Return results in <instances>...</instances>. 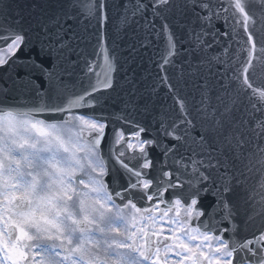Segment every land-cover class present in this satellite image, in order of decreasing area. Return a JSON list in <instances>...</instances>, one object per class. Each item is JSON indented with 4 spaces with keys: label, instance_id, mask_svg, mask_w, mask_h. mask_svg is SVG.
Returning a JSON list of instances; mask_svg holds the SVG:
<instances>
[{
    "label": "snow or ice",
    "instance_id": "obj_1",
    "mask_svg": "<svg viewBox=\"0 0 264 264\" xmlns=\"http://www.w3.org/2000/svg\"><path fill=\"white\" fill-rule=\"evenodd\" d=\"M0 264H264V0H0Z\"/></svg>",
    "mask_w": 264,
    "mask_h": 264
}]
</instances>
